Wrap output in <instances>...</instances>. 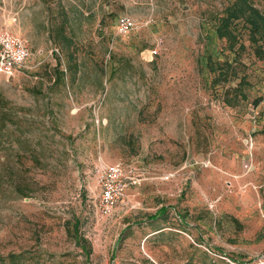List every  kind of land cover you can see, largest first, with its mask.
<instances>
[{
    "label": "rangeland",
    "instance_id": "374dc122",
    "mask_svg": "<svg viewBox=\"0 0 264 264\" xmlns=\"http://www.w3.org/2000/svg\"><path fill=\"white\" fill-rule=\"evenodd\" d=\"M234 2L0 0L30 53L0 76V264H264V37L217 36Z\"/></svg>",
    "mask_w": 264,
    "mask_h": 264
},
{
    "label": "built area",
    "instance_id": "2783aa9c",
    "mask_svg": "<svg viewBox=\"0 0 264 264\" xmlns=\"http://www.w3.org/2000/svg\"><path fill=\"white\" fill-rule=\"evenodd\" d=\"M135 27V21L127 15H121L116 20V29L119 34H126ZM29 55V47L25 40L6 29L0 30V76L6 79L14 76ZM126 179L130 181L125 182ZM134 182L133 177L126 175L123 171L120 163L105 166L100 171L99 177L98 206L100 211L104 214L110 213L118 200L124 196L126 183Z\"/></svg>",
    "mask_w": 264,
    "mask_h": 264
},
{
    "label": "trees",
    "instance_id": "16d2710c",
    "mask_svg": "<svg viewBox=\"0 0 264 264\" xmlns=\"http://www.w3.org/2000/svg\"><path fill=\"white\" fill-rule=\"evenodd\" d=\"M242 18L243 22L248 25L249 33L251 37L259 35L264 37V16L261 14L256 7L247 3V0H235L234 4L229 7L227 14L224 16L222 21H219V25L216 29L217 36L223 38H235V31L230 29V23ZM256 53L260 56L262 51L256 48ZM167 210V206L160 207L154 214L147 217L148 220H155L162 216ZM79 221L75 220L73 223V229L77 230ZM77 243L81 246L83 251L87 254L88 248L86 247L87 242L85 240H77Z\"/></svg>",
    "mask_w": 264,
    "mask_h": 264
}]
</instances>
